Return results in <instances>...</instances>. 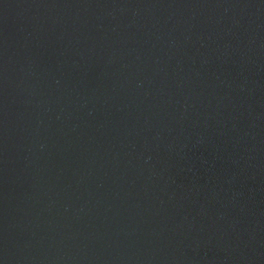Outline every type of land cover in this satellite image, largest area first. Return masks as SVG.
Returning <instances> with one entry per match:
<instances>
[{
    "label": "water",
    "instance_id": "95a60500",
    "mask_svg": "<svg viewBox=\"0 0 264 264\" xmlns=\"http://www.w3.org/2000/svg\"><path fill=\"white\" fill-rule=\"evenodd\" d=\"M0 264H264V0H0Z\"/></svg>",
    "mask_w": 264,
    "mask_h": 264
}]
</instances>
